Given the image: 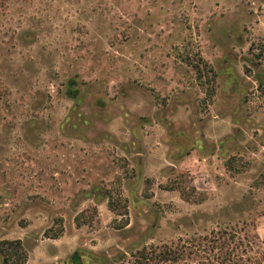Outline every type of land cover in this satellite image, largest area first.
<instances>
[{
  "label": "rangeland",
  "instance_id": "374dc122",
  "mask_svg": "<svg viewBox=\"0 0 264 264\" xmlns=\"http://www.w3.org/2000/svg\"><path fill=\"white\" fill-rule=\"evenodd\" d=\"M4 256L264 264V0H0Z\"/></svg>",
  "mask_w": 264,
  "mask_h": 264
},
{
  "label": "trees",
  "instance_id": "16d2710c",
  "mask_svg": "<svg viewBox=\"0 0 264 264\" xmlns=\"http://www.w3.org/2000/svg\"><path fill=\"white\" fill-rule=\"evenodd\" d=\"M192 244H193V248H191V250H193L192 253L190 251H185L186 246L181 244H175V246L173 247L165 245L164 249L161 252L162 260L167 261L168 263L174 262L183 256L198 255L200 250H202L204 253L206 252L205 258L207 259V248L204 249L205 246L200 242L196 241L195 239H192ZM25 260L26 259H24L20 264H24ZM9 261L10 259L7 256H4L3 263L9 264L10 263ZM203 263L207 264L205 263V261H203Z\"/></svg>",
  "mask_w": 264,
  "mask_h": 264
},
{
  "label": "flooded vegetation",
  "instance_id": "af4514ba",
  "mask_svg": "<svg viewBox=\"0 0 264 264\" xmlns=\"http://www.w3.org/2000/svg\"><path fill=\"white\" fill-rule=\"evenodd\" d=\"M76 254V253H75ZM74 254V255H75ZM74 255H73V257H74ZM73 257H72V260L74 261V262H77L78 260H79V256H77V259H76V261L73 259Z\"/></svg>",
  "mask_w": 264,
  "mask_h": 264
},
{
  "label": "water",
  "instance_id": "95a60500",
  "mask_svg": "<svg viewBox=\"0 0 264 264\" xmlns=\"http://www.w3.org/2000/svg\"><path fill=\"white\" fill-rule=\"evenodd\" d=\"M77 256H78V255L75 254L74 257H73V259H74L75 261H76V259H77Z\"/></svg>",
  "mask_w": 264,
  "mask_h": 264
}]
</instances>
